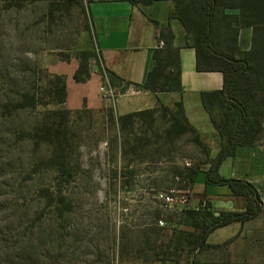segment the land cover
Returning <instances> with one entry per match:
<instances>
[{
  "label": "rangeland",
  "instance_id": "obj_1",
  "mask_svg": "<svg viewBox=\"0 0 264 264\" xmlns=\"http://www.w3.org/2000/svg\"><path fill=\"white\" fill-rule=\"evenodd\" d=\"M49 12L48 0L20 8L0 0V264H161L154 261L153 248L159 252L175 229L191 227L179 223L184 222L180 214L184 208L166 205L160 193L179 189L195 205L200 202L193 196L200 197L198 192L206 189L205 172L199 174L195 191L174 177L177 166L202 159L196 147L183 139L177 141L173 161L168 156L153 162L125 160L122 135L111 115L78 113L71 117L80 133L78 148L71 176L63 178L41 162L43 150L35 151L31 142L20 138L21 130L42 122L55 107L4 115L2 103L9 95L16 97L12 90L37 87L35 82L51 72L54 62L77 48L86 14L81 8L54 16ZM212 128L214 134L205 136L215 158L219 139ZM210 189L214 191L215 185ZM61 197L69 207L63 206ZM240 228V223L217 228L208 239L213 246L195 252L198 264H264V255L238 258L243 252H236L239 256L232 257L230 245ZM152 229L159 235L152 234L149 244L146 233ZM254 235L262 242H243L244 248L248 243L264 248V225ZM186 254L180 252V264H190Z\"/></svg>",
  "mask_w": 264,
  "mask_h": 264
},
{
  "label": "trees",
  "instance_id": "obj_2",
  "mask_svg": "<svg viewBox=\"0 0 264 264\" xmlns=\"http://www.w3.org/2000/svg\"><path fill=\"white\" fill-rule=\"evenodd\" d=\"M8 7H22L25 3L39 0H4ZM50 15L55 12H70L81 8L88 21L83 31H92V18L85 0H48ZM91 1V0H89ZM88 1V3H89ZM134 5H149L161 0H126ZM174 7L171 19H178L186 30V45L192 47L197 55V69L202 72H221L223 87L202 92L204 107L210 114L219 134V152L211 157L212 147L203 139L199 129L186 114L184 100L181 97L173 106L159 102L150 109L117 115L113 108L93 110L83 108L73 110L66 106L68 98L67 79L64 75L46 71L35 83L37 87L13 91L2 103L4 115L54 106L46 113L44 120L33 127L21 130L20 138L33 144L35 151L43 150L41 162L61 177L70 178L72 159L76 152L77 138L80 133L71 117L74 114L108 112L111 120L118 126L122 137V154L125 160L153 162L168 156L173 161V152L177 150V141L185 139L186 144L196 147L202 155L191 166L176 167L174 177H180L181 183L191 186L197 182L201 172H205L207 185H227L233 194L248 199L247 208L242 211H216L211 201L202 199L197 207L188 205L181 210L184 222L180 225L188 229H175L159 252L156 248L155 262L167 261L181 263L180 252H186L190 264H198L195 252H202L208 246L209 236L219 227L232 223L244 224L264 211V202L255 185L247 180L223 177L219 167L223 161L236 154L241 146H252L264 142V0H172ZM253 29L250 49L240 45L243 28ZM176 34L170 26L160 27L158 38L163 43L153 54V65L143 84L137 87L156 94L176 92L183 94V68L181 47L175 44ZM79 62L74 74L77 82H86L92 75V62L108 78L111 84L121 86L123 90L130 82L116 72L101 64V55L95 45L91 49L76 48L73 53L65 54L62 60ZM158 121L162 124L159 126ZM71 122L73 124H71ZM48 148V151H45ZM210 163L208 170L202 165ZM170 190V189H169ZM168 190V191H169ZM64 207H69L61 197ZM70 209V208H68ZM152 229L146 233L150 244ZM154 246V245H152Z\"/></svg>",
  "mask_w": 264,
  "mask_h": 264
},
{
  "label": "crops",
  "instance_id": "obj_3",
  "mask_svg": "<svg viewBox=\"0 0 264 264\" xmlns=\"http://www.w3.org/2000/svg\"><path fill=\"white\" fill-rule=\"evenodd\" d=\"M88 6L92 18V31L81 33L77 48L91 49L96 45L101 55L102 66L110 68L131 84L125 90L121 86L111 84L100 71L96 60L92 62L90 79L86 82H77L74 74L79 67L78 60L75 58L71 61L58 60L50 66V69L52 73L64 75L67 79L66 106L73 110L85 107L93 110L113 108L117 115H124L154 108L159 102L173 106L182 97L187 116L208 143L205 134L212 133L214 125L204 107L202 92L221 89L224 77L221 72H202L197 69L196 51L186 45L185 27L178 19L170 18L174 2L161 0L149 5H134L126 0H91ZM163 26H170L174 30L175 44L181 47L184 85L182 95L176 92L156 94L136 85L146 81L153 65L154 50L163 45L158 38L160 27ZM252 34L253 29L250 27L242 29L240 45L243 49L251 48ZM103 87L112 88L113 95L105 96ZM216 137L219 139L218 132ZM207 165L210 167L211 164ZM219 173L223 177L253 183L264 202V142L239 147L234 156L223 161ZM211 185L205 183V192L203 194L198 192L200 197L193 196V200L200 202L202 199H207L211 201L216 211H242L247 208L246 197L233 194L227 185L228 188H223L224 185H215L214 191H211ZM197 205L198 203L192 207ZM263 225L264 211L254 219L241 224L239 234L230 245L232 257L239 256L236 252H243L238 258L247 255L263 257L264 248L251 246L249 243L246 248L243 247V242L251 240L252 243L262 242L261 237H257L254 233L257 228L262 229ZM259 251L261 253L257 255Z\"/></svg>",
  "mask_w": 264,
  "mask_h": 264
},
{
  "label": "built area",
  "instance_id": "obj_4",
  "mask_svg": "<svg viewBox=\"0 0 264 264\" xmlns=\"http://www.w3.org/2000/svg\"><path fill=\"white\" fill-rule=\"evenodd\" d=\"M105 96L113 95L112 88H102ZM193 163L191 161H187L186 165L191 166ZM161 200L170 207H177L180 209L185 208L189 203V195L185 194L183 191L172 188L169 191L160 193ZM160 223L163 225L164 221L161 220Z\"/></svg>",
  "mask_w": 264,
  "mask_h": 264
}]
</instances>
